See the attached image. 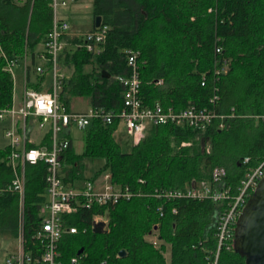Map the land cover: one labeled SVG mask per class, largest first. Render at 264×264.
Wrapping results in <instances>:
<instances>
[{
  "label": "trees",
  "instance_id": "obj_1",
  "mask_svg": "<svg viewBox=\"0 0 264 264\" xmlns=\"http://www.w3.org/2000/svg\"><path fill=\"white\" fill-rule=\"evenodd\" d=\"M51 1L0 0V52L7 60L25 55L30 72L39 63L36 54L51 26ZM92 16L91 30L97 29L96 17L98 27H107L99 54L80 46V37L65 38L62 67L69 77L60 101L67 109L78 98L117 113L124 87L115 77L129 74L126 51L134 50L139 52L143 106L159 103L174 111L192 106L215 117L197 128L150 125L130 152L121 151L112 136L117 121L92 122L84 130L83 151L77 154L70 146L63 154L64 181L76 187L108 170L111 183L127 188L131 197L79 208L67 221L76 233L64 234L59 243L61 259L65 262L82 249L89 264L103 259L113 264H209L217 244L216 217L224 205L189 197L155 198L153 192L209 182L215 169H223L220 186L232 194L247 171L264 159V0H92ZM1 53L0 109L9 105L12 86ZM158 79L161 85L155 84ZM85 157L103 160L88 178ZM44 175L42 164L27 168L22 235L28 253L41 249L34 236L43 218ZM10 180L2 150L0 188ZM98 214L107 217L104 232L90 227ZM18 223V196L0 192V235L18 237ZM121 250L124 257L118 255ZM217 264L244 263L223 248Z\"/></svg>",
  "mask_w": 264,
  "mask_h": 264
},
{
  "label": "built area",
  "instance_id": "obj_2",
  "mask_svg": "<svg viewBox=\"0 0 264 264\" xmlns=\"http://www.w3.org/2000/svg\"><path fill=\"white\" fill-rule=\"evenodd\" d=\"M59 6H65L63 0H52V20L49 31L43 40V48L36 54L39 63L32 69L35 76L33 84L29 81L30 70L25 61L22 64V91L15 89L14 66L18 59L5 60L3 70L11 79V101L0 109V120H6L3 136L7 142L5 162L11 171L10 183L0 188V192H12L18 196L19 234L18 247L8 254L3 264H89L81 252L67 261H62L59 243L64 234L76 233L77 228L67 225L69 217L79 208L114 204L121 199L128 200L131 193L127 188L121 189L111 183L108 170L102 171L91 179H85L73 187L64 181L62 174V157L71 146L72 130L84 131L94 121L104 125L117 121L125 130L133 145L145 135L150 125L172 123L200 127L209 122L213 115L209 110L187 107L179 111L163 108L159 103L151 107L143 106L139 95L140 78L137 59L138 51H126V65L130 72L127 76L115 79L124 87L122 108L114 113L103 107L87 106L84 110L67 109L60 101L64 80L67 75L62 67V53L67 45L66 37H80V46L92 54H99L107 34V27H97L82 34H72L70 24L58 16ZM219 49H216L218 52ZM18 60V61H19ZM63 68V69H62ZM32 84V85H31ZM161 85L162 80L155 81ZM216 96H214V99ZM115 128V130H116ZM114 130V131H115ZM247 158L244 159V162ZM36 164L45 167L46 183L45 202L40 208L43 216L40 229L34 236L41 245L40 253L26 252L23 241V201L27 168ZM223 169H215L209 182H200L186 189L154 190L155 198L189 197L208 199L224 205L215 221L216 249L209 264H217L221 249L232 250L233 232L236 220L258 181L264 176V159L253 169L247 171L235 192L230 194L228 187H221ZM101 223V232L107 230V217L94 215L91 229ZM90 264H113L108 259Z\"/></svg>",
  "mask_w": 264,
  "mask_h": 264
},
{
  "label": "rangeland",
  "instance_id": "obj_3",
  "mask_svg": "<svg viewBox=\"0 0 264 264\" xmlns=\"http://www.w3.org/2000/svg\"><path fill=\"white\" fill-rule=\"evenodd\" d=\"M65 6H59L57 13L59 17H64L69 20L70 30H84L89 29L92 26L93 16H92V0H64ZM25 55H23L24 57ZM22 57V58H23ZM22 67L21 61H17L14 66L15 72V84L16 91H20L21 78L20 68ZM65 74L69 77L66 69H64ZM88 106L87 101L84 99H74L71 102V110L79 111L86 109ZM5 122L0 121V149H5L6 140L2 136L1 128L5 126ZM73 140L72 147L75 153L80 154L84 149V131L73 129L72 130ZM114 140L119 144L121 151L130 152L132 147V142L130 138L125 133L124 128L118 127V129L112 133ZM84 163V176L89 177L93 172L98 170L103 165V160L99 158H89L85 157L83 159ZM108 226V225H107ZM152 240L155 237H151ZM11 240V239H9ZM8 239L0 235V264L4 263V259L8 254H11L17 250L16 241L7 243ZM167 256V254H164Z\"/></svg>",
  "mask_w": 264,
  "mask_h": 264
},
{
  "label": "water",
  "instance_id": "obj_4",
  "mask_svg": "<svg viewBox=\"0 0 264 264\" xmlns=\"http://www.w3.org/2000/svg\"><path fill=\"white\" fill-rule=\"evenodd\" d=\"M100 17H96L97 28ZM109 77V74L103 75ZM102 224L95 225L93 231L101 232ZM232 251L243 258L244 264H264V176L258 181L251 195L242 207L233 232ZM82 249L77 251L80 254ZM125 256V251L119 252Z\"/></svg>",
  "mask_w": 264,
  "mask_h": 264
},
{
  "label": "crops",
  "instance_id": "obj_5",
  "mask_svg": "<svg viewBox=\"0 0 264 264\" xmlns=\"http://www.w3.org/2000/svg\"><path fill=\"white\" fill-rule=\"evenodd\" d=\"M64 1V0H63ZM66 4V3H65ZM91 4H92V1H91ZM60 18H62V19H64V20H66L68 23H69V20H67L66 18H64V17H60ZM70 24V23H69ZM92 26H93V21H92ZM92 26H91V28H89V29H84V30H70L71 31V33L72 34H82V33H84V32H87V31H89V30H91L92 29ZM43 44V43H42ZM40 45L39 46V52L42 50V48H43V45ZM18 59V58H17ZM22 61H23V58H20ZM19 60V59H18ZM17 60V61H18ZM20 60V61H21ZM21 61V63L23 64V62ZM25 61H26V63L28 64V65H30V61L27 59V57L25 56ZM64 68V67H63ZM62 68V69H63ZM65 69V68H64ZM21 70H22V67L20 68V73H21ZM15 74V73H14ZM20 78H21V83H22V76H20ZM28 78H29V81L33 84V82H35V76H33L32 75V70H31V72L29 73V75H28ZM20 83V84H21ZM31 84V85H32ZM15 89H16V84H15ZM22 91V86H20V91L18 92V93H20ZM86 101V100H85ZM82 110H84V109H82ZM1 122H5L6 124H5V126H3L2 128H1V130H2V136H3V131H4V128L7 126V121L6 120H0ZM122 127V125L121 124H119L118 126H117V128H116V130L118 129V127ZM123 128V127H122ZM115 130V131H116ZM114 131V132H115ZM4 137V136H3ZM72 140H73V135H72ZM72 140H71V146H72ZM2 150H4L5 151V149H0V151H2ZM1 236H4L5 238H7L8 239V242L7 243H11L12 241H16V243H17V247H18V237H16V238H14V237H11V236H7V235H3V234H1ZM9 239H11V240H9ZM14 253V252H13Z\"/></svg>",
  "mask_w": 264,
  "mask_h": 264
},
{
  "label": "bare ground",
  "instance_id": "obj_6",
  "mask_svg": "<svg viewBox=\"0 0 264 264\" xmlns=\"http://www.w3.org/2000/svg\"><path fill=\"white\" fill-rule=\"evenodd\" d=\"M210 114H212V115H213L214 113H210ZM214 117H215V116L213 115V118H214Z\"/></svg>",
  "mask_w": 264,
  "mask_h": 264
}]
</instances>
